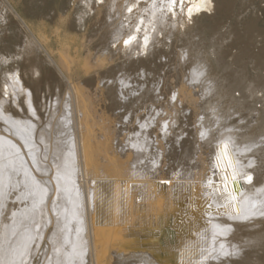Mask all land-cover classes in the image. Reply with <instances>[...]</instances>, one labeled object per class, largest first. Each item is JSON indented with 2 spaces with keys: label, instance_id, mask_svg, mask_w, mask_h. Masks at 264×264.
Wrapping results in <instances>:
<instances>
[{
  "label": "bare ground",
  "instance_id": "6f19581e",
  "mask_svg": "<svg viewBox=\"0 0 264 264\" xmlns=\"http://www.w3.org/2000/svg\"><path fill=\"white\" fill-rule=\"evenodd\" d=\"M140 1L123 0L121 15L134 25L130 29L122 23L115 29L112 43L122 41L121 52L134 42L152 48L159 35L175 28L169 20L174 13L168 14L173 0ZM119 2L109 0L114 16L107 20L118 17ZM213 2L188 3L182 12L187 22L181 27L196 23L203 11L210 14ZM139 4L145 7L127 16ZM102 37L98 42L107 49L103 43L108 37ZM66 54L61 52L58 62L71 86L64 97L65 114L41 125L43 130L32 119L37 110L31 98L26 119L7 104L12 99L18 106L12 88L3 89L0 119L9 122V129L0 131V240L8 254L0 263L29 264L44 239L43 264H264V70L248 76L234 52L228 61L212 52L218 69L194 68L190 88L183 82L185 68L166 72L164 82L174 92L164 107L172 117L160 125L169 158H153V168L145 170L139 165L148 154L145 121L138 120V130L133 127L130 136L124 130L115 137L120 122L115 111L129 108L137 96L121 91L119 98L105 88L102 70H97L107 62L103 56L82 69L97 70L96 87L88 89L74 78L77 62ZM209 72L214 79H206ZM147 87L137 83L131 92ZM203 91L216 93L222 106L233 112L227 120L215 117L216 126L208 133L210 117L191 108L200 110L201 139H217L209 144L212 151L200 146L196 135L183 140L173 133L183 114L182 102L191 107V98ZM101 99L108 100V109ZM246 110L257 114L249 132L259 137L243 143L235 116ZM63 125L70 136L59 142ZM116 139L122 146H114Z\"/></svg>",
  "mask_w": 264,
  "mask_h": 264
},
{
  "label": "rangeland",
  "instance_id": "374dc122",
  "mask_svg": "<svg viewBox=\"0 0 264 264\" xmlns=\"http://www.w3.org/2000/svg\"><path fill=\"white\" fill-rule=\"evenodd\" d=\"M213 1L214 10L210 14L203 11L196 15V23L189 22L182 28L181 23L187 22L186 19H182V12L193 0L189 2L173 0L168 14L174 13V16L170 15L169 20L171 19L170 22L174 23L175 28L170 33L159 35L152 48L149 45L141 48L137 46V42H134L125 52H121L119 45L122 41L117 44L112 43L117 37L114 36L115 29L122 23L125 28L130 27V29L134 25L133 20H126L121 15L122 4H126L123 0L117 4L116 10L119 13L113 20H107L114 16L108 10L109 0H0V101L6 98L3 89L12 88L13 94L17 97L13 95L11 97L16 98L18 106L12 103V99L7 104L17 109V113H22L24 118L30 119L31 114L27 111L26 103L31 98L37 110L35 113L37 118L32 117V119L40 125L39 130H43L41 125L44 123L62 118L65 114L64 97L70 93L71 86L68 77L59 68L58 62H60V53H67L70 59L77 62L76 68L72 67L74 73L77 71L73 75L74 78L87 83L88 89L96 87V71L102 70L100 74L104 86L111 94L121 98L120 92L123 91L137 96L136 101L134 100V104L129 108L115 111V115L120 118L115 137L124 130H128L130 136L133 127L138 130L140 124L138 120L145 121L149 129H144L143 140L148 154L142 157L141 161H145L140 162L139 165L145 170L152 169L153 158L158 156H163L160 160L169 158L167 150L169 146L163 139L165 131L160 125L166 117H172V112L164 107V103L172 100L174 92V89L170 90L164 82L166 72L173 71L176 67L185 68L186 75L183 82L190 88L192 83L195 84L192 80L194 68L207 65L209 71L218 69L215 59L210 57L212 52L220 55L221 59L224 56L225 61H228L230 53L234 52L237 62L243 63L242 69L248 76L254 77L255 72L264 70V0ZM138 7L143 9L145 6L139 4L128 12L127 16L140 12L142 9L137 10ZM104 35L108 37L103 43L107 49L98 42L99 40L102 42ZM100 56L107 60L102 65L103 69L91 70L88 73L82 70L86 63H95L98 61L96 57ZM257 63L259 65H256ZM212 75L209 72L206 79H214ZM14 78L15 83H12ZM144 82L148 85L145 91L142 88L139 93L131 92L137 83ZM17 86L22 92H17L19 90ZM102 101L101 106L108 109V100ZM120 102L124 104L121 100ZM191 102V107L186 106L185 101L182 102L180 107L184 117H180V122L173 129V133L176 132L183 140L188 136L196 135V141L201 142L200 146L212 151V145L209 144L216 143L217 139H214L215 135L209 137L207 135L206 139H201L203 129L199 127L200 110L191 108L197 107L202 110V115L210 117L212 122L206 125L209 126L208 133L216 126L213 122L215 117L227 120L233 112L222 106L216 93L199 92L191 98ZM256 115L255 111L246 110L235 116L236 129L240 131L243 143L245 140L248 143V139L259 137L256 131L254 135L249 132L250 124L255 121ZM151 121H155V125L151 124ZM8 123L3 118L0 119V131L3 128L8 130ZM58 134L61 137L59 142L68 139L70 136L68 126L63 125V128L58 130ZM118 141V139L114 141V146L120 143ZM159 141L162 145L160 150ZM119 145L122 146L121 143ZM173 167L174 172L178 171L177 166ZM44 244L43 239L29 264L45 262L42 261L43 255H46L43 254ZM7 251V244H3L0 240V259L2 255L8 254Z\"/></svg>",
  "mask_w": 264,
  "mask_h": 264
}]
</instances>
